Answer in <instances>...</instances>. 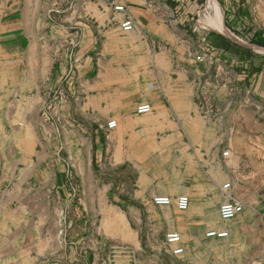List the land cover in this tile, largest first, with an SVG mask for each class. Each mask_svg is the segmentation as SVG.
Listing matches in <instances>:
<instances>
[{
	"label": "crops",
	"instance_id": "0c3cea01",
	"mask_svg": "<svg viewBox=\"0 0 264 264\" xmlns=\"http://www.w3.org/2000/svg\"><path fill=\"white\" fill-rule=\"evenodd\" d=\"M207 1L0 0V137L11 136V143H0V264L95 261L100 234L117 248L139 250L127 214L108 203L112 184L98 169L137 174L133 197L141 201L168 197L155 186L160 180L184 181L190 187L183 192L205 196L207 174L197 169L218 166V148L208 143L209 129L196 123L192 92L208 65L206 55L215 56L212 64L230 61L236 68L264 61V35L251 44L214 30L202 35L196 17ZM17 3L31 29L17 32L11 16ZM120 5L125 13L113 10ZM208 8L213 16L207 15V25L221 31L212 0ZM126 16L135 23L129 33L120 29ZM200 51L207 54L197 62ZM15 63L33 81V111L19 121L11 112ZM253 87L251 105L264 111V78ZM39 103H57L45 123L34 110ZM143 103L151 106L147 118L154 127H144V115L134 112ZM110 120L117 127L107 132ZM196 216L191 228L217 229L203 210ZM118 258L125 263L126 257Z\"/></svg>",
	"mask_w": 264,
	"mask_h": 264
},
{
	"label": "rangeland",
	"instance_id": "374dc122",
	"mask_svg": "<svg viewBox=\"0 0 264 264\" xmlns=\"http://www.w3.org/2000/svg\"><path fill=\"white\" fill-rule=\"evenodd\" d=\"M212 1L221 11L225 32L216 30V24L213 28L207 25L205 18L213 16L208 0L207 5L197 11L196 27L202 35L209 36L217 31L240 44H251L253 38L264 35V0ZM16 9L11 16L16 15L17 32L25 27L31 29L30 23L23 24L21 4L17 3ZM201 21L206 23L205 26H201ZM131 42L132 39L127 40V43ZM206 56L208 65L202 70L201 79L195 82L192 92V103L197 111L196 123L209 129L208 143H215L218 148V166L197 169L207 174L205 196L201 198L199 192H183L185 187H190L184 181L160 180L155 184L157 190H165L173 202L179 196L188 197L190 207L185 211H179L174 204L157 207L153 198L141 201L133 197L138 175L130 173V169H98L97 174L112 184V197L108 198V203L127 214L132 230L138 234L140 246L137 251L120 249L114 242L103 241L101 234L96 235L95 261L85 258L79 264H264V111H258L251 105L257 97L253 82L259 77L261 80L264 78V61L247 68H236L230 61L223 65L212 64L215 56ZM32 82L31 72L24 65L11 64V112L16 114V121L21 117L29 118L33 111L29 100ZM18 87H21L20 93L15 92ZM58 98L60 101L61 97ZM34 105L35 113L44 122L46 114L53 112L57 103ZM149 116L151 113L144 115L142 125L151 128L156 121L147 118ZM194 121L189 120L188 126L195 127ZM0 143H11V136L0 137ZM181 165V173H184ZM225 185L229 187L223 189ZM226 201L239 202L242 212L232 220L222 221L218 208ZM202 210L205 218L218 226L217 229L205 224L191 228L193 222L199 221L196 214ZM95 220L98 227L99 217ZM212 232H224L226 237L208 236ZM169 233L179 235L178 245L167 243L166 235ZM83 237L87 241V236ZM175 248H181L182 253L174 255L172 251ZM118 257H126L125 263Z\"/></svg>",
	"mask_w": 264,
	"mask_h": 264
},
{
	"label": "built area",
	"instance_id": "2783aa9c",
	"mask_svg": "<svg viewBox=\"0 0 264 264\" xmlns=\"http://www.w3.org/2000/svg\"><path fill=\"white\" fill-rule=\"evenodd\" d=\"M113 10L119 13H125L126 11L123 5L115 6ZM134 27H135L134 21L128 16H126L123 22L120 24L121 30L126 33L131 32L134 29ZM204 58L205 55L201 54L198 55L195 58V60L197 62H202ZM151 111H152L151 106L146 103L137 105L135 109L137 115H146L151 113ZM116 127H117V123L115 120H110L107 122L106 129L108 131L115 129ZM223 155L227 156V153H224ZM228 187L229 185H225L223 186V189H227ZM153 204L157 207H168L174 204L179 211H185L189 207V199L186 196H179L173 202L172 199H170L169 197L157 196L153 198ZM241 212H242V205L236 201H226L223 204H221L218 208V216L222 221L232 220L236 218ZM208 236H216L218 238H223L226 237V233L212 232ZM166 241L171 245H178L180 243V237L176 233H169L166 235ZM172 253L174 255H179L182 253V249L175 248L173 249Z\"/></svg>",
	"mask_w": 264,
	"mask_h": 264
},
{
	"label": "bare ground",
	"instance_id": "6f19581e",
	"mask_svg": "<svg viewBox=\"0 0 264 264\" xmlns=\"http://www.w3.org/2000/svg\"><path fill=\"white\" fill-rule=\"evenodd\" d=\"M218 18H219V21H220V25H219V27H220V30H222L223 32H225L224 31V26H223V24L221 23L222 21H221V19H222V17H221V11L219 10V12H218Z\"/></svg>",
	"mask_w": 264,
	"mask_h": 264
}]
</instances>
